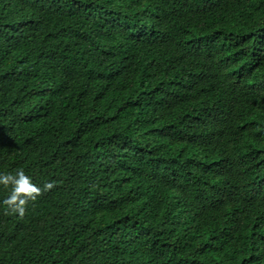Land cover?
Instances as JSON below:
<instances>
[{
	"label": "trees",
	"instance_id": "obj_1",
	"mask_svg": "<svg viewBox=\"0 0 264 264\" xmlns=\"http://www.w3.org/2000/svg\"><path fill=\"white\" fill-rule=\"evenodd\" d=\"M21 169L0 264H264V0H0Z\"/></svg>",
	"mask_w": 264,
	"mask_h": 264
},
{
	"label": "clouds",
	"instance_id": "obj_2",
	"mask_svg": "<svg viewBox=\"0 0 264 264\" xmlns=\"http://www.w3.org/2000/svg\"><path fill=\"white\" fill-rule=\"evenodd\" d=\"M0 185H3L5 188L11 187L10 195L3 201V204L6 206L5 214L18 213L23 218L26 214L29 201L34 203L44 193L53 190L56 187V182H45L42 186H38L21 169L15 174H0ZM177 240L178 237L172 239L171 244L176 243Z\"/></svg>",
	"mask_w": 264,
	"mask_h": 264
}]
</instances>
